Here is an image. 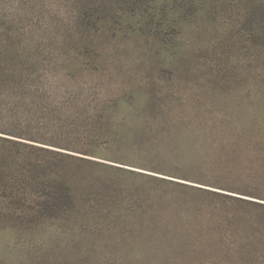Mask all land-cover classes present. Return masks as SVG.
Wrapping results in <instances>:
<instances>
[{"label":"rangeland","instance_id":"obj_1","mask_svg":"<svg viewBox=\"0 0 264 264\" xmlns=\"http://www.w3.org/2000/svg\"><path fill=\"white\" fill-rule=\"evenodd\" d=\"M0 20L18 21V48L55 83L92 88L64 112L72 130L104 102L134 101L114 110L128 117L132 144L163 153L157 160L176 177H196L192 166L217 159L231 137L264 131V0H0ZM174 197L195 239L206 202ZM129 258L89 225L0 229V264H138Z\"/></svg>","mask_w":264,"mask_h":264},{"label":"trees","instance_id":"obj_2","mask_svg":"<svg viewBox=\"0 0 264 264\" xmlns=\"http://www.w3.org/2000/svg\"><path fill=\"white\" fill-rule=\"evenodd\" d=\"M18 25L0 20V229L89 225L138 264H194L198 255L201 264H264V131L231 137L217 159L192 166L196 177H176L157 160L163 153L132 144L128 117L114 110L134 101L104 102L72 130L64 112L92 88L55 83L18 48ZM184 191L206 202L195 239L174 197Z\"/></svg>","mask_w":264,"mask_h":264}]
</instances>
